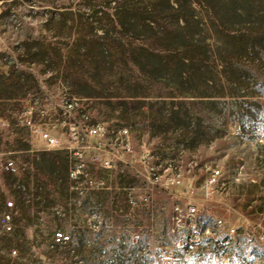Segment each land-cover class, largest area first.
<instances>
[{
	"label": "rangeland",
	"instance_id": "rangeland-1",
	"mask_svg": "<svg viewBox=\"0 0 264 264\" xmlns=\"http://www.w3.org/2000/svg\"><path fill=\"white\" fill-rule=\"evenodd\" d=\"M187 1L0 0V264H264V0ZM170 5L205 24L190 83L135 62Z\"/></svg>",
	"mask_w": 264,
	"mask_h": 264
},
{
	"label": "trees",
	"instance_id": "trees-1",
	"mask_svg": "<svg viewBox=\"0 0 264 264\" xmlns=\"http://www.w3.org/2000/svg\"><path fill=\"white\" fill-rule=\"evenodd\" d=\"M189 3V0L187 1ZM191 2V1H190ZM237 4V3H236ZM191 5V3H190ZM191 8V6H190ZM209 10H211L212 7L208 6ZM170 9L174 10V13L166 15V20L169 21L170 25L177 26V29L170 30L167 27H161L158 28V30H155L153 27L154 25L159 23V19L156 16H152L149 21L152 23L150 25V29L152 30V37L153 42L146 44L144 47H140L138 50L139 54L135 57V62L137 65H140L142 62V59L144 60V63L146 67H148L149 73L153 76L163 77L170 74H177L180 76V78H183L184 80H187V83H190L193 80H196L197 76H202L203 74L199 70V68H196V62L198 60L199 55H203L206 58L209 53V46L207 49V45L203 48V31L201 29L202 26H205L203 21H200L197 15L193 14V7L192 12L189 10H186L182 5H177L176 7L174 5H170ZM195 11V10H194ZM246 11V5L245 4H237L236 7L233 8V12L240 16V12ZM212 19H217L214 14L211 16ZM217 22L219 20H216ZM246 23H252V20H246ZM211 26L213 29L216 28L215 22H211ZM160 27V26H159ZM239 30H231V34H229V38L231 39H238L239 43H245L248 39L246 38V34L239 35V37H236L235 34ZM217 32L220 34V32L217 30ZM252 32V31H250ZM250 37V36H249ZM260 41H264V39H260ZM206 47V50H205ZM204 49V50H203ZM202 51V52H201ZM145 67V66H144ZM188 78V79H186ZM227 79V78H226ZM227 81H229L227 79ZM193 91L196 92V88H191ZM198 91V90H197ZM199 97H207L214 99L216 104L222 103L223 98H230L232 99L231 103L234 104L235 99H239L242 96H239L233 92V90H230L228 86H220L218 90L208 91L205 90L204 92H198ZM152 97V96H151ZM156 98H161L163 96H153ZM216 99V100H215ZM128 130V129H127ZM59 151V150H57ZM67 153L72 154L73 152ZM138 173L142 176V172L138 171ZM151 177V176H150ZM120 181L122 184H130L133 181H127L126 178L119 176ZM144 178L147 179L146 176ZM49 182L45 183L42 182V185L39 183L34 184L33 187H30L29 185L26 186V194L31 196L34 195L36 198H45L47 202H51L46 198V196L49 195L48 192H46L45 186H47ZM33 188H35L36 192H33ZM63 233H58L57 237H55L56 244H66L64 240ZM137 252V250H136ZM79 255L83 253L82 250H80ZM125 256V255H124ZM140 257L139 254L137 256ZM96 257H94L95 259ZM123 259V258H122ZM87 258H83V261L85 264L88 262ZM122 261V260H121ZM88 264V263H87Z\"/></svg>",
	"mask_w": 264,
	"mask_h": 264
},
{
	"label": "built area",
	"instance_id": "built-area-1",
	"mask_svg": "<svg viewBox=\"0 0 264 264\" xmlns=\"http://www.w3.org/2000/svg\"><path fill=\"white\" fill-rule=\"evenodd\" d=\"M125 132H128L127 129L124 130ZM104 132V128L101 126H97V127H93L89 129V134H98L101 135ZM41 135L43 137V139L46 141L47 144V149L49 151H57L60 149V144H59V140L54 138L53 136H51L49 133L41 131ZM68 149V148H65ZM69 151V150H68ZM12 203H10V206L12 208ZM196 213V208L194 206H191L187 209V214L190 216H194ZM11 215L7 214L6 215V219H10Z\"/></svg>",
	"mask_w": 264,
	"mask_h": 264
}]
</instances>
